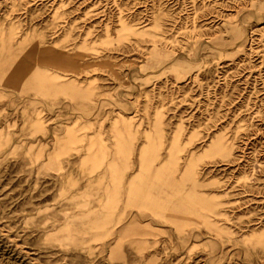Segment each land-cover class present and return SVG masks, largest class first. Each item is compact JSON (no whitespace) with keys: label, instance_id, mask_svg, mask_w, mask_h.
<instances>
[{"label":"rangeland","instance_id":"374dc122","mask_svg":"<svg viewBox=\"0 0 264 264\" xmlns=\"http://www.w3.org/2000/svg\"><path fill=\"white\" fill-rule=\"evenodd\" d=\"M0 264H264V0H0Z\"/></svg>","mask_w":264,"mask_h":264},{"label":"bare ground","instance_id":"6f19581e","mask_svg":"<svg viewBox=\"0 0 264 264\" xmlns=\"http://www.w3.org/2000/svg\"><path fill=\"white\" fill-rule=\"evenodd\" d=\"M258 15V14H257ZM261 16V15H260ZM120 25H121V28H124V24L123 23H121L120 22ZM235 31L237 32L238 31V29H235ZM155 62L156 63H158L159 62V60L158 59H155ZM211 145L213 146V147H215L217 150H226V148H227V146L222 142V140L220 139V138H218L217 139V137H215L212 141H211ZM192 157V156H191ZM190 157V158H191ZM188 159V160H186L181 166H180V170H187L188 169V167H190L189 165V161L191 160V159ZM193 171H194V174L195 173H197V169L195 168V169H193ZM197 181H198V179H196Z\"/></svg>","mask_w":264,"mask_h":264}]
</instances>
